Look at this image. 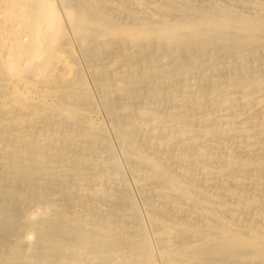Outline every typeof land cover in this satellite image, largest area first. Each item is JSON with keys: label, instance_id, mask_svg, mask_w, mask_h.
Listing matches in <instances>:
<instances>
[{"label": "bare ground", "instance_id": "obj_1", "mask_svg": "<svg viewBox=\"0 0 264 264\" xmlns=\"http://www.w3.org/2000/svg\"><path fill=\"white\" fill-rule=\"evenodd\" d=\"M157 259L264 264V0H0V264Z\"/></svg>", "mask_w": 264, "mask_h": 264}, {"label": "rangeland", "instance_id": "obj_2", "mask_svg": "<svg viewBox=\"0 0 264 264\" xmlns=\"http://www.w3.org/2000/svg\"><path fill=\"white\" fill-rule=\"evenodd\" d=\"M74 45H75V48H76V51H77V55H78V57H79V64H80V66H81V69H82V71H83V73L85 74V77H86V79H87V81H88V83H89V85H90V87H91V90H93L92 91V93H93V96H94V98H95V100L97 101V104H99V110H98V112L97 113H95V114H93V119L96 121V122H103V123H105L106 125V127L108 128V130L110 129L109 127H110V124H109V121H108V118H107V115H106V112H105V110L103 109V107H102V105H101V102H100V97H99V93H98V91L93 87V84L91 83L92 82V79H91V76H90V74H89V72H88V66H87V63L84 61V59L82 58V55H81V52L79 51V48H78V44H77V42L76 41H74ZM87 73V74H86ZM101 107V108H100ZM103 111V112H102ZM109 134H110V138H111V144H112V146L114 145V147H115V151H116V153H117V155H118V157H119V159L121 160V162H122V164H123V168H124V170H125V174H126V178H127V181H128V183H129V185H130V190H131V192H132V195L134 196V198H135V200H136V202H137V205H138V207H139V209H140V211H141V213H142V215H143V218H144V220H145V224H146V227H147V229H148V231L150 232V233H152V228H151V226H150V224H149V222H148V219L146 218V210H145V208H144V205H143V200H142V197H141V195H140V193H139V191H138V189L136 188V186H135V184H134V182H133V179H132V177H131V175H130V172H129V170H128V168H127V166H126V164H125V162H124V159H122V153H121V149H120V146H119V144H118V142L116 141V138L114 137V135L112 134V132L109 130ZM112 134V135H111ZM113 147V148H114ZM127 170V171H126ZM145 215V216H144ZM151 237H152V235H151ZM156 258H158L157 256H156ZM159 260L157 259V263L158 264H160V262H158Z\"/></svg>", "mask_w": 264, "mask_h": 264}]
</instances>
